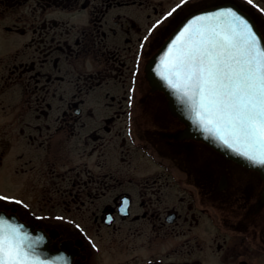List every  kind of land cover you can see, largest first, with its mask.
<instances>
[{"label": "flooded vegetation", "instance_id": "flooded-vegetation-1", "mask_svg": "<svg viewBox=\"0 0 264 264\" xmlns=\"http://www.w3.org/2000/svg\"><path fill=\"white\" fill-rule=\"evenodd\" d=\"M226 5L264 37V0H0V180L17 187L0 210L51 257L264 264V174L188 136L149 77L186 20Z\"/></svg>", "mask_w": 264, "mask_h": 264}, {"label": "snow or ice", "instance_id": "snow-or-ice-1", "mask_svg": "<svg viewBox=\"0 0 264 264\" xmlns=\"http://www.w3.org/2000/svg\"><path fill=\"white\" fill-rule=\"evenodd\" d=\"M247 2L251 4L252 0ZM188 3L190 0H181L182 5ZM216 15L231 16L235 27L223 34L215 29L207 35L199 33L195 41L189 37L191 45L173 64L172 74L178 79L168 82L177 90H193L200 109L197 116L207 131L215 130L219 140L235 154L264 166V37L231 9ZM9 199L0 196V202ZM12 202L23 207L19 200ZM0 264H28L8 235H0Z\"/></svg>", "mask_w": 264, "mask_h": 264}, {"label": "water", "instance_id": "water-1", "mask_svg": "<svg viewBox=\"0 0 264 264\" xmlns=\"http://www.w3.org/2000/svg\"><path fill=\"white\" fill-rule=\"evenodd\" d=\"M229 9L248 20L254 26V31L258 33L259 37H263L253 18L248 13L233 6L226 5L221 8L197 12L181 25L164 45L161 52L150 61L149 77L155 87L167 93L174 114L187 126L185 133L188 136L203 139L227 156L258 168L264 174V166L254 164L235 154L232 149L228 148L219 140L215 130L211 132L207 131L205 124L202 122V118L197 116V111L200 110L197 103L198 97H193L192 89L177 90L168 82L169 79L173 81L178 79L172 74L173 64L182 51L191 45L189 37L192 38V41H195L199 39V33L207 35L212 29H215L217 32L223 34L235 27L236 22L231 16L221 15L217 17L216 15L217 13L227 12ZM201 17L206 18L201 19ZM179 79L182 81L183 75ZM185 91L187 95H185ZM208 127H212V125H208ZM13 229L16 231L13 232ZM0 235H8L10 238H14L20 248L22 256L27 259L28 264H59L55 258L48 256L46 240L33 230V226L27 225L15 215L7 214L1 210Z\"/></svg>", "mask_w": 264, "mask_h": 264}, {"label": "rangeland", "instance_id": "rangeland-1", "mask_svg": "<svg viewBox=\"0 0 264 264\" xmlns=\"http://www.w3.org/2000/svg\"><path fill=\"white\" fill-rule=\"evenodd\" d=\"M0 190L2 193L10 195L17 193V187L11 174H5L0 180Z\"/></svg>", "mask_w": 264, "mask_h": 264}]
</instances>
